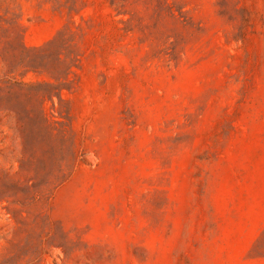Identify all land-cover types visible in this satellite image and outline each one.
Returning a JSON list of instances; mask_svg holds the SVG:
<instances>
[{
	"label": "rangeland",
	"instance_id": "1",
	"mask_svg": "<svg viewBox=\"0 0 264 264\" xmlns=\"http://www.w3.org/2000/svg\"><path fill=\"white\" fill-rule=\"evenodd\" d=\"M0 264H264V0H0Z\"/></svg>",
	"mask_w": 264,
	"mask_h": 264
},
{
	"label": "trees",
	"instance_id": "2",
	"mask_svg": "<svg viewBox=\"0 0 264 264\" xmlns=\"http://www.w3.org/2000/svg\"><path fill=\"white\" fill-rule=\"evenodd\" d=\"M24 85H28V84H24ZM47 85H50V84H47ZM28 86H30V87H35V85H28ZM41 120H43V121H45V122H47V118L45 117V116H43L42 118H41ZM44 126V125H43Z\"/></svg>",
	"mask_w": 264,
	"mask_h": 264
}]
</instances>
